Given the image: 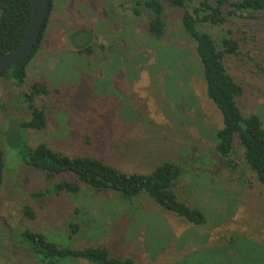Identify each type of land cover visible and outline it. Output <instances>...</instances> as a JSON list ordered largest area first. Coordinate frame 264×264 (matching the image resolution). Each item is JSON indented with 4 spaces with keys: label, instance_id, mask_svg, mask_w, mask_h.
I'll return each mask as SVG.
<instances>
[{
    "label": "rangeland",
    "instance_id": "1",
    "mask_svg": "<svg viewBox=\"0 0 264 264\" xmlns=\"http://www.w3.org/2000/svg\"><path fill=\"white\" fill-rule=\"evenodd\" d=\"M180 15L166 6V34L160 44L149 39L127 0L54 1L26 81L45 82L49 89L35 101L46 111L42 132L20 129L29 120L21 90L13 82L0 83V149L10 153L3 159L0 185V264H40L12 242V230L29 228L54 237L67 234L71 222L85 228L73 247L104 245L137 264H264V256L255 263L258 255L247 244L264 249V187L249 185L245 171L228 173L219 164L212 132L221 118L206 97L193 45L180 29ZM81 29L91 34L94 54L88 59L76 53L84 40L75 34ZM227 30L239 43L238 54L226 60L229 73L244 87L239 105L244 113L254 112L264 120V14L236 17L211 32L216 36ZM120 40L127 44L128 62L116 69L114 60L106 64L111 57L108 46L117 45L118 50L124 46ZM152 48L167 65L176 52L182 54L175 69L187 72V65L189 76H171L173 71L164 65L149 72L155 65ZM144 57L150 58L142 71ZM22 139L30 146L45 142L69 156L96 157L127 172L175 163L182 169L176 185L179 198L200 209L206 224H185L146 198L133 205L142 206L138 217L115 196L60 194L35 200L30 194L50 183L29 166L9 170L16 166ZM22 205L30 206L34 219L25 218ZM88 223L96 225L95 236L86 234Z\"/></svg>",
    "mask_w": 264,
    "mask_h": 264
},
{
    "label": "trees",
    "instance_id": "2",
    "mask_svg": "<svg viewBox=\"0 0 264 264\" xmlns=\"http://www.w3.org/2000/svg\"><path fill=\"white\" fill-rule=\"evenodd\" d=\"M54 1L51 0L48 18L33 52L22 61L6 68L0 80V83L13 82L21 90L22 103L26 105L29 120L23 121L20 124V129L33 132H42L46 128L45 107H38L35 101L41 96H47L49 89L45 82L32 81L26 84L28 67L43 44V33L52 13ZM127 1L131 3L133 17L139 18L146 26V34L149 39L152 38L153 41L160 44L166 34V6L181 12L179 20L181 32L193 45L206 97L221 118L220 127L212 132L214 151L219 164L228 173H237L239 169L245 171L250 177L249 185L264 187V120L259 114L242 111L239 100L243 95L244 87L235 80L226 66L227 58L238 54L239 43L231 37L233 32L229 30L225 31L223 35L216 33V36L211 32L212 29L217 30L224 27L229 20L236 17L264 14V0ZM30 12L29 0H0V53L13 51L22 42ZM75 34L84 39L82 44L77 47V55L90 58L94 54L93 46L90 44V32L81 29ZM124 43H126L124 40L120 42V45L124 46L119 47L118 50H116L117 45L108 46L112 53H108L111 57L108 58L109 61H106V64L112 63L114 60L115 63H118V65L116 64V69H118L121 68V64L128 62V52L124 50L127 44ZM100 49L104 51V45H101ZM122 51L125 53L122 54ZM152 51L156 53V55H151L155 60V65L148 67L149 72L156 71V67L159 70L164 65L171 72L173 71L171 76L180 78L189 76L188 73L191 69H188L187 65H185L187 72L185 69L183 71L175 69L177 64L183 61L182 54L176 52L175 57L167 59L169 61L167 65L161 61L160 54L154 48ZM144 58L146 59L141 60L140 66L142 71L146 69L148 65L146 62L150 57ZM150 69L154 70L150 71ZM168 82L173 86L171 80ZM180 94L178 92L179 97ZM0 108L4 109V106L0 105ZM22 140H19L16 166L14 165L9 170L14 172L22 166H29L39 172L46 183H50L47 187L30 194V197L35 200L60 194L69 196L86 194L93 199L100 196H115V200L126 205L133 211L134 217H138L142 206L137 204L136 207H133V205L137 200L146 198L165 215L175 217L185 224L192 227H201L206 224V217L200 209L179 198L176 185L182 176V169L175 163L165 161L156 164L147 172H127L96 157L69 156L54 150L45 142L30 146L28 141ZM9 154L8 151H4V153L1 151L2 169L3 159L6 161ZM60 177L59 181H54L55 178ZM21 211L25 218L34 219V212L30 206L22 205ZM234 221H236V217ZM88 224L89 230L86 234L93 232L95 236V233L98 232L95 228L96 225ZM84 229L79 223L71 222L68 225L67 234L53 237L23 228L17 231L12 230L11 240L40 264H137L130 257L113 255L104 245L90 244L73 247L72 242L76 237L83 235ZM247 244L249 250L258 255L255 263L263 260V247L259 244ZM213 264L222 263L215 262Z\"/></svg>",
    "mask_w": 264,
    "mask_h": 264
},
{
    "label": "water",
    "instance_id": "3",
    "mask_svg": "<svg viewBox=\"0 0 264 264\" xmlns=\"http://www.w3.org/2000/svg\"><path fill=\"white\" fill-rule=\"evenodd\" d=\"M29 3L31 8L30 18L22 42L13 51L4 54L0 53V80L6 68L22 61L33 52L34 46L44 29L50 11L51 0H29ZM8 11L9 8L7 13ZM1 180L2 156L0 151V185Z\"/></svg>",
    "mask_w": 264,
    "mask_h": 264
}]
</instances>
